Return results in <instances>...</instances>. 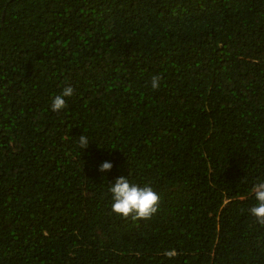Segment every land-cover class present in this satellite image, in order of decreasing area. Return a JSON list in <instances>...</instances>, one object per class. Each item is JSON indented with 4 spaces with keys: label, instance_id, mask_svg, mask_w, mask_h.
<instances>
[{
    "label": "trees",
    "instance_id": "1",
    "mask_svg": "<svg viewBox=\"0 0 264 264\" xmlns=\"http://www.w3.org/2000/svg\"><path fill=\"white\" fill-rule=\"evenodd\" d=\"M259 180L264 0H0V264H264Z\"/></svg>",
    "mask_w": 264,
    "mask_h": 264
},
{
    "label": "clouds",
    "instance_id": "2",
    "mask_svg": "<svg viewBox=\"0 0 264 264\" xmlns=\"http://www.w3.org/2000/svg\"><path fill=\"white\" fill-rule=\"evenodd\" d=\"M161 79L159 75L151 78V88L159 89ZM72 86L63 87L61 92L55 95L51 101L52 111H62L66 108V98L73 95ZM79 144L86 147L89 143L88 137L81 134ZM113 167L110 160H104L99 165L101 173L109 172ZM251 192L254 195L255 204L249 209L250 215L264 224V180L256 182ZM107 193L110 195L112 211L122 217L132 216L135 218H149L155 214L159 208V194L149 185H140L130 181L127 176L121 175L108 183Z\"/></svg>",
    "mask_w": 264,
    "mask_h": 264
}]
</instances>
